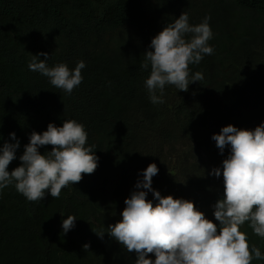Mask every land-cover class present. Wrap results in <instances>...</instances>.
<instances>
[{
	"label": "trees",
	"instance_id": "trees-1",
	"mask_svg": "<svg viewBox=\"0 0 264 264\" xmlns=\"http://www.w3.org/2000/svg\"><path fill=\"white\" fill-rule=\"evenodd\" d=\"M183 12L193 25L211 17L208 43L215 51L189 65L203 73L202 81L187 92L166 86V103L153 105L144 84L150 69L140 65L152 38ZM41 52L50 56V67L85 62L84 80L71 95L29 70ZM64 120L85 126L98 167L58 199L30 202L14 184L6 187L0 264H135V254L107 227L122 219L124 201L142 179L138 173L151 163L159 168L153 189L192 201L219 224L213 205L223 196V176L210 173L222 168L230 149L221 155L211 137L229 124L255 129L264 122V0H0V147L15 143L12 132L20 142L8 171L20 166L31 132ZM147 199L158 203L152 193ZM68 215L77 217L76 225L63 235ZM94 231L105 233L103 239ZM240 231L250 248L264 253V238L248 222Z\"/></svg>",
	"mask_w": 264,
	"mask_h": 264
},
{
	"label": "clouds",
	"instance_id": "clouds-1",
	"mask_svg": "<svg viewBox=\"0 0 264 264\" xmlns=\"http://www.w3.org/2000/svg\"><path fill=\"white\" fill-rule=\"evenodd\" d=\"M189 19L183 12L152 38L150 50L144 53L140 67L150 69L144 84L153 105L166 103V86L187 92L191 84L204 79L202 72L192 73L189 65H199L205 56L214 54L208 43L214 37L211 17L205 16L197 25L190 24ZM49 57L45 52L33 55L29 70L71 95L84 80L85 62L78 61L73 69L65 63L50 67ZM9 136L15 143L5 142L0 147V194L14 184L30 202H42L47 195L58 199L62 189L80 182L82 173L92 174L98 167L94 147L86 146L85 126L76 120H64L60 127L49 123L46 131L31 132L19 156L21 164L11 172L8 166L17 159L20 142L15 132ZM211 139L221 155L230 149L222 168H213L210 173L216 178L223 176V196L213 205L219 224L208 220L192 201L165 197L153 189L152 180L159 168L151 163L138 173L142 179H137L135 190L125 199L122 219L107 227L113 240L127 253L135 254V264H251L253 259L264 260V253L255 245L250 248L247 234L240 231L248 222L254 234L264 238V122L255 129L229 124ZM46 145L53 147L42 154L40 149ZM149 193L158 201L155 206L147 199ZM76 220L74 215L63 219V235L75 227ZM95 233L101 239L105 234ZM83 249L88 250L89 245Z\"/></svg>",
	"mask_w": 264,
	"mask_h": 264
}]
</instances>
